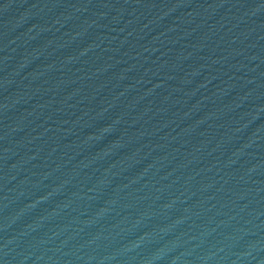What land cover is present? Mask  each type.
Wrapping results in <instances>:
<instances>
[{
	"label": "water",
	"instance_id": "obj_1",
	"mask_svg": "<svg viewBox=\"0 0 264 264\" xmlns=\"http://www.w3.org/2000/svg\"><path fill=\"white\" fill-rule=\"evenodd\" d=\"M0 264H264V0H0Z\"/></svg>",
	"mask_w": 264,
	"mask_h": 264
}]
</instances>
